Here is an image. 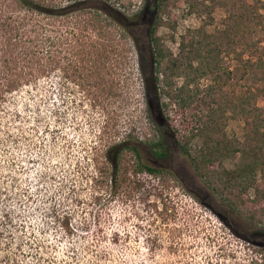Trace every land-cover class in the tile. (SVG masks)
I'll use <instances>...</instances> for the list:
<instances>
[{
	"label": "rangeland",
	"instance_id": "374dc122",
	"mask_svg": "<svg viewBox=\"0 0 264 264\" xmlns=\"http://www.w3.org/2000/svg\"><path fill=\"white\" fill-rule=\"evenodd\" d=\"M33 1L46 11L0 0V71L8 75L0 80V90L18 85L1 103L0 127L9 135L0 137V193L13 183L15 172L24 194L10 202L11 212L0 194V233L7 231L3 211L15 219L8 221L15 231L9 251L40 236L48 248L31 255L17 252L23 264H264V251L258 250L264 246V225L226 200L235 195L220 198L195 175L166 120V98L153 92L150 13L134 17L145 0ZM75 1L115 9V18L89 7L67 13ZM199 1L206 5L203 11L189 12L183 4L163 16L169 24L175 21L174 27L158 30L173 55L181 35L201 26L208 32L222 29L241 5L239 0ZM248 1L258 4L261 23L248 34L255 46L241 51L243 45L235 41L242 60L264 55V0ZM219 55L221 77L216 82L203 78L200 86H211L215 99L231 103L253 82L235 53L223 48ZM5 57H11L8 66ZM257 105L264 106V97ZM226 121L228 137L243 141L240 114L228 109ZM115 142L136 146L139 162L161 172L141 171L135 177L138 159L125 148L115 183L105 158ZM4 145L11 153L4 155ZM199 145L192 141L194 149ZM239 159L240 153L231 154L223 165L234 169ZM137 178L142 187L134 184ZM53 213L71 214L74 235L61 233Z\"/></svg>",
	"mask_w": 264,
	"mask_h": 264
},
{
	"label": "trees",
	"instance_id": "16d2710c",
	"mask_svg": "<svg viewBox=\"0 0 264 264\" xmlns=\"http://www.w3.org/2000/svg\"><path fill=\"white\" fill-rule=\"evenodd\" d=\"M18 1L28 9L40 13L46 11L41 4L33 0ZM257 1L255 0L256 3ZM78 2L75 1L68 5L69 11L67 13L89 7L102 9L104 10L103 14H107L108 18H115L113 14L115 9L97 7L99 5L92 1H88V4L84 2L86 6L83 5L84 3ZM238 2H241V5H238L236 12L227 16L228 21L222 29L208 32L204 26H201L197 29H190L181 35L179 52L176 55L169 51L163 38L158 36V30L161 26L165 24L170 27L175 26L173 18L169 24L163 20V16L166 14L167 17H170L171 10L183 4H187L189 12L203 11L206 8L203 2L199 0H152L151 3L145 0L142 8L134 17L141 13H150L147 51L152 60L151 86L155 95L162 92L166 98L162 103L163 109L167 112L166 120L170 122L169 125L182 153L189 158L195 175L205 183L213 194L220 198L224 199L225 193L235 195V199L226 200L230 201L235 209L243 210L248 220L264 225V106L257 105L258 99L264 97V55H258L255 59H252L254 55H251L252 57L249 56L242 60L243 52H241L257 44L253 39H250L248 34L251 33L252 25L260 26L261 15L258 12V4H251L248 0H239ZM53 13L57 14V11ZM124 28L126 29V27ZM235 41L243 45L244 49L236 51ZM223 48H228L235 53L243 63L244 74L250 75V80L253 82L251 86L247 87L246 92L234 95V100H231V103L229 99H215L211 86L205 89L200 86V80L203 78L210 77L213 82H216L221 77L222 73H218L220 71L218 63L221 60L219 54ZM88 53L89 51H85L83 57L88 56ZM10 62L11 57L3 59L5 66H8ZM75 67L78 68V66ZM31 74L28 75L31 76ZM225 74L229 76V73L226 72ZM4 76L8 75H3L0 71V80L4 79ZM178 78L181 80L180 83ZM17 86L11 85L4 92L0 90V110L3 107L1 103L8 96L7 94L12 93ZM179 109L182 110L181 119L177 116ZM228 109L239 113L244 122L243 141L228 137L225 131ZM53 114L57 115L58 110L55 109ZM7 130L0 127L1 138L6 139L7 136L3 134L6 132L5 134L9 135ZM194 139L200 142L196 149L192 147ZM156 142L153 141L155 145ZM9 146H3L4 155L11 153ZM125 148L132 150L138 159L132 167L135 177L141 171L150 174L161 172L159 168L139 162L140 155L136 146L132 144L125 146L122 142H115L105 152V158L108 162L111 161L112 179L115 183L120 172L121 157ZM159 149H163V146ZM235 153H240L238 164L234 169L226 168L223 165V160ZM156 154L163 156L164 151L156 152ZM9 159L12 160V156L8 157ZM125 170L128 172V168ZM258 172L260 179L256 178ZM10 178L13 179V183H7L0 194L6 195L4 203L8 205L11 212L10 202L21 199L20 196H24V194L21 192L23 188L19 183L18 175L14 172ZM134 184L137 187H142L144 182L137 178ZM249 189H253L252 196L249 194ZM3 213L1 218L3 222H6L4 227L7 228V231L0 233V252H5L0 253V264H23L22 259L18 258L19 253L24 255L28 251V254L31 255V250L38 251L48 248V245L39 236L29 238L25 248L17 246L15 252L9 251V247L14 244L12 241H14L15 233L13 232L15 231L14 229L10 231L8 225H11L8 221L15 219L10 213L6 211ZM52 216L54 223L57 224L63 235L67 237L74 235L70 213H61V215L53 213ZM13 225L19 227V224ZM38 230H41L40 227ZM5 234L9 235V239L7 236L4 237ZM258 250L264 251V246L259 247Z\"/></svg>",
	"mask_w": 264,
	"mask_h": 264
}]
</instances>
